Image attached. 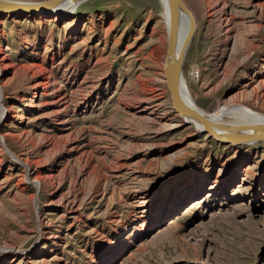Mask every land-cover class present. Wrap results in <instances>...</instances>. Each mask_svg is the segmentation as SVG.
Here are the masks:
<instances>
[{"label": "rangeland", "instance_id": "1", "mask_svg": "<svg viewBox=\"0 0 264 264\" xmlns=\"http://www.w3.org/2000/svg\"><path fill=\"white\" fill-rule=\"evenodd\" d=\"M184 1L195 103L264 114V0H219L212 17ZM162 15L161 0L0 14V264H264V141L222 144L181 119Z\"/></svg>", "mask_w": 264, "mask_h": 264}, {"label": "water", "instance_id": "2", "mask_svg": "<svg viewBox=\"0 0 264 264\" xmlns=\"http://www.w3.org/2000/svg\"><path fill=\"white\" fill-rule=\"evenodd\" d=\"M80 0H0V13H46L54 14L60 7ZM169 14L167 47L164 58V77L173 108L181 115L193 119L200 131L222 144H250L264 141V121L227 122L215 118L196 105L183 91V66L185 57L197 28L195 16L183 0H166ZM185 13L190 26L181 41L180 21Z\"/></svg>", "mask_w": 264, "mask_h": 264}, {"label": "bare ground", "instance_id": "3", "mask_svg": "<svg viewBox=\"0 0 264 264\" xmlns=\"http://www.w3.org/2000/svg\"><path fill=\"white\" fill-rule=\"evenodd\" d=\"M82 1H84V0H80V1L75 2V3H68V4L60 7L58 10H56V13H54V17L57 19L59 16H56V14H58V13L59 14L72 13L73 11H75L79 7V5L81 4ZM205 2L209 6V15H210V17L214 16L213 11H212V8L214 6L216 7L217 5H215V4H217V2H220V1L219 0H205ZM161 3H162V6H163V15H162V17H163V21L165 22V30H166V33L168 34V29H169L168 7H167V4H166V0H161ZM37 14L49 15V14H46V13H37ZM232 16H234V15H232ZM195 20H196V18H195ZM189 26H190L189 17H188V15H186L185 13H183L181 15L180 34H179V39L181 41L185 38V36H186V34L188 32ZM209 28H210V25L208 26V29ZM234 51H237V50H234ZM234 53H236V52H234ZM2 71H3V64L0 61V74L2 73ZM197 73H198L197 74V76H198L199 75V71ZM194 74H195V72H193V75ZM182 87H183L184 94L195 103L194 97L192 96L191 90L189 89L188 84H187V81H186V79L184 77H183V81H182ZM1 96H2V86L0 85V101H1ZM6 112H7L6 107L3 106V105H1V103H0V121L6 115ZM177 113L179 114V116L181 117V119L185 123L191 125L197 131H200V126L193 119H191V118H189L187 116H184L185 114L184 115H181L180 112H177ZM224 114L225 115L226 114L234 115V117H236V120L234 122L252 123V122H261V121H264V114L263 113H253V112L249 111L248 109H245V107H243V106H235V105H234V107L233 106H224V107L220 108L217 112L212 113V115L215 118L220 119V120H223L222 117H223ZM0 141L6 146L7 151L9 150V152L13 155L12 151L10 149H8V147H7L6 143H5V136L3 134H0ZM17 158H20V157L18 156ZM20 160L23 161V159H20ZM23 162L25 164H27L26 161H23ZM34 181H35L36 186L39 188V186H40V180H36L35 179ZM194 184H196V183H193V184L192 183L191 184L189 183L186 186V188L183 189V190L186 191L185 194H183L180 190L177 191L176 193H174V197H173V200H172V204L169 205L168 208L174 209V208L177 207V205H179V203L181 204L184 201H186L187 198L191 197L189 195L193 194V192L195 190ZM216 188H217L216 184H212L210 186L209 190H208L209 192H208L207 196H211L212 195L211 194L212 191L214 189H216ZM173 222H174V220H172L171 223H173Z\"/></svg>", "mask_w": 264, "mask_h": 264}]
</instances>
